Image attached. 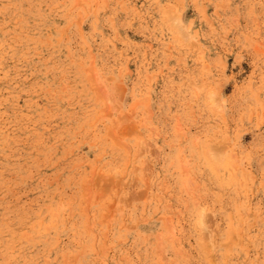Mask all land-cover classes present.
<instances>
[{"label": "rangeland", "instance_id": "1", "mask_svg": "<svg viewBox=\"0 0 264 264\" xmlns=\"http://www.w3.org/2000/svg\"><path fill=\"white\" fill-rule=\"evenodd\" d=\"M64 262L264 264V0H0V264Z\"/></svg>", "mask_w": 264, "mask_h": 264}, {"label": "bare ground", "instance_id": "2", "mask_svg": "<svg viewBox=\"0 0 264 264\" xmlns=\"http://www.w3.org/2000/svg\"><path fill=\"white\" fill-rule=\"evenodd\" d=\"M41 2H42V1H41ZM34 3H35V2H34ZM178 21H179V24L182 26V23H181L179 17H178ZM188 24H189V23H188ZM187 27H188V26H187ZM186 30H187V29H186ZM39 37H40V36H39ZM11 50H12V49H11ZM100 97H101V96H100ZM103 97H104V96H103ZM107 97H108V96H107ZM111 101H112V100H111ZM106 104H107V102H106ZM108 105H110V104H108ZM108 105H106V107H108ZM110 107H112V104L109 106V108H110ZM109 108H108V110H109ZM115 108H116V107H115ZM116 109H117V108H116ZM102 110H103V109H102ZM110 110L112 111V108H111ZM110 110H109V113H110ZM131 110H132V109H131ZM116 111H117V110H116ZM128 111H129V110H128ZM58 113H59V112H58ZM130 114H131V113H130ZM109 116H110V115H109ZM117 117H118V116H117ZM126 119H127V118H126ZM110 120H111V119H110ZM118 120H119V124L122 123V122H120V119H118ZM115 122H116V121H115ZM29 123H30V122H29ZM125 123L127 124V122H125ZM112 125H113V124H112ZM122 125H123V123H122ZM128 125H129V124H128ZM13 126H14V125H13ZM114 126L116 127V125H114ZM123 126L126 127V125H123ZM132 126H133V124H132ZM120 127H121V125H120ZM125 127H123V129H124ZM128 127L131 128L130 126H128ZM134 127H135V126H134ZM134 127H133V128H134ZM121 129H122V127L119 129L120 133H121V132H124V130L122 129V130H123V131H122ZM126 129H127V127H126ZM126 129H125V130H126ZM127 130H128V129H127ZM127 130H126V131H127ZM131 130H132V128H131ZM108 131H109V130H108ZM134 131H135V130H134ZM134 131H132V133H133ZM110 132H111V131H110ZM129 132H130V131H129ZM112 133H113V132H112ZM126 133H127V132H126ZM28 134H29V133H28ZM121 134H122V133H121ZM123 134H124V133H123ZM130 134H131V133H130ZM134 134H135V133H134ZM134 134H133V135H134ZM137 134H138V133H137ZM137 134H135V135H137ZM108 135H109V134H108ZM111 136H113V135L111 134ZM126 136H127V134H126ZM129 136H130V135H129ZM129 136H128V137H129ZM138 136H139V135H138ZM113 137H115V136H113ZM113 137H111V138H113ZM121 137H122V136H121ZM84 138H85V137H84ZM138 138H139V137H138ZM138 138H137V139H138ZM117 139H118V138H117ZM111 140H112V139H111ZM114 140H115V139H114ZM114 140H113V141H114ZM119 141H120V140H119ZM115 142L117 143V140H115ZM113 143H114V142H113ZM118 143H119V142H118ZM114 144H115V143H114ZM121 144H122V142L120 143V145H121ZM115 145H116V144H115ZM120 145L117 144V146H119V147H120ZM134 145H135V144H134ZM138 145H139V143H138ZM122 146H123V145H122ZM139 146H140V145H139ZM126 147H127V146H126ZM140 147H141V146H140ZM9 149H10V148H9ZM127 149H128V148H127ZM144 151H145V149H144ZM150 151H151V150H150ZM138 152L141 153V151H138ZM152 152H153V151H152ZM152 152H150V153L152 154ZM154 152H156V151L154 150ZM138 155H139V153H138ZM136 156H137V151H136ZM153 156H154V155H153ZM155 156H156V155H155ZM134 157H135V156H134ZM135 158H136V157H135ZM153 161H154V160H153ZM144 162H145V161H144ZM230 162H231V161H230ZM135 165H136V164H135ZM230 165H231V164H230ZM150 166H151V165H150ZM189 166H190V165H189ZM231 166H232V165H231ZM235 166H236V165L232 166V168H235ZM133 167H134V166H133ZM230 168H231V167H230ZM142 169H144V167H143ZM145 169H146V168H145ZM187 169H188V168H187ZM214 169H215V168H214ZM2 170H3V169H2ZM150 170H151V169H150ZM145 171H146V170H145ZM183 171H184V170H183ZM185 171H186V170H185ZM216 171H217V170H216ZM190 172H192V171H190ZM114 174H115V173H114ZM97 175H98V174H97ZM114 176H116V175H114ZM144 176H145V173H144ZM116 177H117V176H116ZM121 178H122V177H121ZM99 179H100V178H99ZM99 179H98L97 181H99ZM103 179H104V178H103ZM110 179H111V178H110ZM146 179H147V178H146ZM150 179H151V178H150ZM100 180H101V179H100ZM112 180H113V178H112ZM147 180H148V179H147ZM187 180H188V179H187ZM189 180H190V179H189ZM123 181H124V180H123ZM190 181H191V180H190ZM188 182H189V181H188ZM190 183H191V182H190ZM134 184H135V182H134ZM189 185H190V184H189ZM191 185H192V184H191ZM191 185H190V186H191ZM99 186H100V185H99ZM93 187H94V186H93ZM118 187H119V186H118ZM133 187H134V186H133ZM195 187H196V186H195ZM90 188H91V187H90ZM95 188H96V185H95ZM95 188H94V190H95ZM122 188H123V187H122ZM152 188H154V187H152ZM105 189H106V188H105ZM126 189H127V188H126ZM145 189H147V188H145ZM100 190H101V189H100ZM82 191H83V190H82ZM98 191H99V190H98ZM98 191H97V192H98ZM102 191H103V190H102ZM102 191H101L100 193H102ZM107 191H108V190H107ZM148 191H149V190H148ZM94 192H95V191H94ZM103 192H104V191H103ZM115 192H116V191H115ZM95 193H96V192H95ZM95 193H94V194H95ZM107 193H108V192H107ZM89 194H90V193H89ZM135 194H136V193H135ZM197 194H198V193H197ZM104 195H105V194L103 193L102 196L104 197ZM130 195H132V194H130ZM133 195H134V194H133ZM84 196H85V195H84ZM97 196H98V194H97ZM99 196H101V194H100ZM125 196H126V195H125ZM92 197H93V196H92ZM127 197H128V196H127ZM10 198H11V197H10ZM101 198H102V197H101ZM135 198H136V199H139L138 197H135ZM142 198H143V196H142ZM153 198H154V197H153ZM121 201H122V200H121ZM206 201H207V200H206ZM259 201H260V200H259ZM89 202H90V201H89ZM89 202H88V203H89ZM125 202H126V201H125ZM128 202H129V201H128ZM128 202H127V203H128ZM156 203H157V202H156ZM124 204H125V203H124ZM107 205H108V204H107ZM109 205H110V204H109ZM109 205H108V206H109ZM111 205H112V204H111ZM125 206H126V205H125ZM127 206H128V204H127ZM201 206H202V205H201ZM60 207H61V206H60ZM35 211H36V210H35ZM85 211H86V210H85ZM106 211H108V210H106ZM59 212H61V211H59ZM72 212H73V211H72ZM108 212H109V211H108ZM62 213H63V212H62ZM200 213H202V212H200ZM202 214H203V213H202ZM202 214H201V216H202ZM26 215H27V214H26ZM53 215H54V214H53ZM167 215H168V214H167ZM239 215H240V214H239ZM8 216H9V215H8ZM201 216H200V219H201ZM236 216H237V215H236ZM51 217H52V216H51ZM108 217H109V216H108ZM205 217H207V215H206ZM161 219H162V218H161ZM200 219H199L198 222H200ZM27 220H29V219H27ZM238 220H239V219H238ZM244 220H245V219H244ZM166 221H167V220H166ZM210 221H211V220H210ZM101 222H104V221L102 220ZM211 222H212V221H211ZM211 222H210V223H211ZM239 222H240V220H239ZM208 223H209V222H208ZM67 224H68V223H67ZM108 224H109V223H108ZM199 224H201V223H198V225H199ZM206 224H207V223H206ZM241 224H242V223H241ZM87 226H88V225H87ZM169 226H170V224H169ZM236 226H237V225H236ZM249 226H250V225H249ZM17 227H18V226H17ZM49 227H50V226H49ZM77 227H78V226H77ZM199 227H200V225H199ZM47 228H48V227H47ZM206 228H207V227H205V229H206ZM262 228H263V227H262ZM201 229H203V228H201ZM206 230H207V229H206ZM213 230H214V229H213ZM27 231H28V230H27ZM47 231H48V230H47ZM79 231H80V230H79ZM168 231H169V230H168ZM172 232H173V231H172ZM201 232H202V231H201ZM204 232H205V231H204ZM204 232H203V233H204ZM212 232H213V231H212ZM41 233H42V232H41ZM207 233L209 234V231H208ZM232 234H233V232H232ZM201 235H202V233H201ZM102 236H103V235H102ZM172 236H173V235H172ZM203 236H204V234H203L201 237H203ZM235 237H236V236H235ZM57 238H58V237H57ZM78 239H79V238H78ZM158 239H159V238H158ZM159 240H160V239H159ZM229 240H230V238H229ZM234 240H235V239H233V240L231 239V241H234ZM239 240H240V239H239ZM85 241H86V240H85ZM135 241H136V240H135ZM231 241H229V242H230L229 244H233L234 242H236V241H234V242L231 243ZM204 242H205V241H204ZM209 243H210V242H209ZM206 244H207V243H206ZM226 244H227V243H226ZM149 245H150V244H149ZM158 245H159V244H158ZM239 245H240V244H239ZM244 245H245V244H243V246H244ZM159 246H160V245H159ZM223 247H224V246H223ZM227 247H228V246H227ZM158 248H159V247H158ZM162 249H163V248H162ZM99 250H100V249H99ZM8 252H9V251H8ZM82 252H83V251H82ZM160 252H161V251H160ZM234 252H235V251H234ZM77 253H78V252H77ZM102 253L104 254V252H101V254H102ZM208 253H210V251H209ZM231 253H232V252H231ZM159 254H160V253H159ZM198 254H199V253H198ZM79 255H80V254H79ZM189 255H190V254H189ZM208 255H209V254H208ZM70 257H71V256H70ZM76 257H77V256H74V258H76ZM120 258H121V257H120ZM68 259H69V258H68ZM212 259H213V258H212ZM71 260H72V259H71ZM75 260H76V259H74V261H75ZM65 261H66V260H65ZM161 261H162V260H161ZM15 263H16V262H15ZM15 263H14V264H15ZM64 263H65V262H64ZM67 263H68V262H67ZM67 263H65V264H67ZM72 263H74V262H72ZM215 263H216V262H215ZM163 264H164V263H163ZM165 264H166V263H165ZM211 264H212V263H211Z\"/></svg>", "mask_w": 264, "mask_h": 264}]
</instances>
